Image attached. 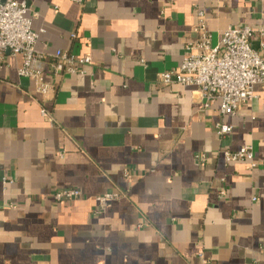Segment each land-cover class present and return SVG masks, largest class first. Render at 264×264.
Listing matches in <instances>:
<instances>
[{
    "label": "crops",
    "instance_id": "crops-1",
    "mask_svg": "<svg viewBox=\"0 0 264 264\" xmlns=\"http://www.w3.org/2000/svg\"><path fill=\"white\" fill-rule=\"evenodd\" d=\"M25 1L37 49L92 63L47 75L54 91L38 101L18 74L23 57L6 54L0 264H264V88L222 119L219 101L159 79L197 40L199 10L217 43L229 26L264 31V0ZM261 42L252 46L264 55ZM246 145L256 168L225 161L224 149ZM66 188L80 197L55 201ZM118 189L127 196L102 209L98 196Z\"/></svg>",
    "mask_w": 264,
    "mask_h": 264
},
{
    "label": "built area",
    "instance_id": "built-area-1",
    "mask_svg": "<svg viewBox=\"0 0 264 264\" xmlns=\"http://www.w3.org/2000/svg\"><path fill=\"white\" fill-rule=\"evenodd\" d=\"M30 6L27 1L0 0V70L4 66L7 53L21 55L23 64L18 74L34 81L36 100L44 101L54 91V84L47 75L84 73L85 66L92 63L90 56H76L66 50L54 54L37 49L40 32L33 29L32 17L28 16ZM33 13V17H37ZM197 40L186 47L181 66L164 71L160 81L165 86L181 84L192 86L201 94L205 106L219 101L222 119L235 115L248 101L256 98L255 87L264 88V55L252 46V41L264 37V31L256 32L250 26L226 28L217 43H213L205 14L198 11V22L194 26ZM260 35V36H259ZM75 37V34L72 35ZM264 47V42H261ZM42 115L50 122L54 118L50 110L41 106ZM233 126L224 121L217 125L220 138L228 137ZM229 164L246 163L256 168L258 162L253 145L241 149L222 151ZM205 159V156H204ZM128 180L133 179L130 169L124 170ZM127 196V191L118 189L98 196L102 209ZM57 202L74 201L80 197L76 188L58 190L52 195Z\"/></svg>",
    "mask_w": 264,
    "mask_h": 264
}]
</instances>
